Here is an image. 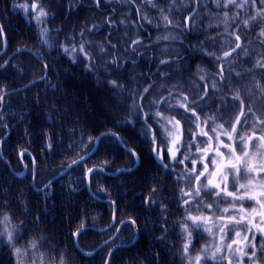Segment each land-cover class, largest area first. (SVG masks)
<instances>
[{"label":"trees","instance_id":"obj_1","mask_svg":"<svg viewBox=\"0 0 264 264\" xmlns=\"http://www.w3.org/2000/svg\"><path fill=\"white\" fill-rule=\"evenodd\" d=\"M25 2L26 0H0V22L8 40L7 51L0 55V89L8 93L22 88L21 91L9 94L0 107L5 126L0 128V137L4 138V143L0 146V201H8L11 205L8 207L0 203V212L11 215L13 225L23 224L21 230L27 232V236L19 241L17 247L24 248L28 242L39 241L40 237H45L46 242L39 249L44 255V264H59L58 252L64 254L65 260L67 253L71 252L74 259L70 264H89L87 258L82 259L77 253L72 233L80 228L81 223H84L85 227L95 226L100 229L108 226L112 221L113 207L103 198H92L87 190V183L82 179L84 172L88 168L105 167L104 162L107 161L106 167L111 173L124 167L132 168L136 160L116 141L105 137L102 148L53 181L42 192L35 190L32 178L36 169L37 189L46 186L69 164L91 152L89 138L94 141L101 132L112 129L121 136L127 147L140 156V165L136 170L121 173L116 177L100 175L99 180L91 181L93 193L99 192L102 187L107 189L108 199L115 201L117 205L118 219L122 221L133 218L139 229L140 235L133 251L139 253L140 259L137 260L123 252L125 248L116 250L114 255L120 264H181L183 238L179 226L172 221V216L175 215V196L185 185L174 183L173 169L167 157L164 161L172 171H165L160 167L151 152V144L140 136L144 129L143 124L132 127L130 124L121 126V123L126 120L135 122V112L131 107L135 94L149 83L157 85V91L152 93L150 99H158L161 92L167 95L157 84L158 73L167 72L173 77L171 81L159 80V83L168 87L173 82L183 84V80L191 83L193 79H197V66L209 71L214 68L216 71L211 62L212 58L194 49L208 47L210 41L205 35L206 32H212L213 37L220 41H223L224 37L231 40L232 37L224 31L225 25L202 10L200 14L204 19L202 22L197 21L200 30L191 33H179V30H175L179 33L180 42L177 49L181 51L183 62L166 68L157 65L161 53L159 47L154 44L156 38H153L154 33L166 31L164 22L160 19V12L142 0L138 5L131 3L129 7L122 9L119 5L113 8L103 4L98 9L86 0H76L74 4L71 0H51L50 4L43 5L50 13L49 18L39 27L33 17L28 18L31 20L29 23L25 19V13L16 7ZM186 3H189V0H177V6ZM209 4L222 21V10L212 6L211 0ZM159 5L165 10L166 6L168 8L166 0H159ZM136 7L140 8L139 13L136 12ZM180 10L184 11L182 6ZM235 11L237 10L233 9L229 12V31L234 30L233 25L241 29L243 46L246 49L256 44L263 48L261 40H264V37L258 35L259 27L248 31L246 39L243 36L242 21L254 14L255 9L247 13L239 10L240 20L232 21L230 17ZM144 16L161 27L149 25L147 20L143 19ZM109 18L114 21V26L108 24ZM120 19L126 20L127 25L121 23ZM209 19L213 25L219 23L216 31L207 27ZM249 23L251 25L254 22ZM134 24L139 27L138 33L134 30ZM93 25L99 27L89 33L88 29ZM128 27H131L128 30L131 33L127 32ZM43 28L48 29V32L46 36L41 37L40 29ZM80 32H84L86 40L92 43L93 51H98L96 46L102 44L107 49L109 42L116 45L120 50L113 52L107 59H112L113 56L119 58L122 61L121 67L114 69L96 58L97 67L87 70L82 60L73 63L62 54L59 51L60 45L67 43L70 37L77 36ZM138 36L148 47L142 50V55L135 56L136 63L133 64L130 62L133 59L131 54L124 55L123 50L128 47V40H134ZM42 39H47L49 44L55 46H45L41 43ZM23 48L28 51H17ZM3 49L4 47H0V52ZM10 56L11 60L5 64ZM41 61L48 68L44 79L42 78L45 68ZM235 66L236 71L243 73L251 67V61L241 55L237 58ZM109 80L122 84L124 94L112 90ZM32 82L35 83L29 85ZM183 86L180 84V87L184 88ZM102 94L106 96V102L116 108V111L110 114L111 123L107 122L108 115L97 105ZM46 142L51 143V149L45 148ZM25 149L35 158V164L28 155L21 161L18 152ZM11 169L18 174L24 171L26 173L19 177L12 173ZM148 197H154L155 205L159 207H146L142 201ZM177 216L180 217L179 222H184L181 209ZM162 223L167 229V234L161 228ZM111 231L89 229L78 237V242L85 250L92 251L109 239ZM119 235V241L122 242L116 243L133 241L132 230L122 229ZM161 237L164 239H159ZM3 248L6 251L7 247ZM104 257L105 252L99 251L92 264H102ZM4 258H7V255ZM25 264H29L27 258Z\"/></svg>","mask_w":264,"mask_h":264},{"label":"snow or ice","instance_id":"obj_2","mask_svg":"<svg viewBox=\"0 0 264 264\" xmlns=\"http://www.w3.org/2000/svg\"><path fill=\"white\" fill-rule=\"evenodd\" d=\"M73 3L76 0H72ZM102 0H92L93 5L99 9ZM109 3L110 0H103ZM138 5L141 0H125V3ZM153 9L160 12V19L164 22L165 34L156 38L154 44L159 47L161 58L157 60L158 66L170 68L172 64L183 62L180 50L167 44L161 45V41H177L179 33H191L200 30L197 21H203L201 11H206L211 18H215L225 25L224 31L232 39L224 40L213 37L212 32H206L209 39L207 48L194 49L200 54L211 57L212 64L217 69L216 75L211 80H206L205 75H200L198 80L192 81L193 90L191 92L180 90L178 84H170L165 87L159 80H172V76L167 72L158 73L157 84L163 92L158 99H150L153 92L157 91V85L149 83L135 94L132 109L135 112V122L126 120L121 126L143 124L144 129L140 133L143 140L152 145L151 152L156 160L160 161V167L165 171H172L169 165L164 163L165 157L175 165L184 168L183 174L177 177L184 182V187L179 189L177 202L185 210L184 222L180 223V233L184 243L181 246V264H264V53L259 54V58L252 61L249 51L243 46L242 32L239 27L233 25L234 30L229 31V12L237 10L230 17L232 21L240 20V11L246 13L255 9L254 14L243 20V36L247 38V32L259 27L258 35L264 37V0H211V5L216 9H221L224 19L212 11L209 0H189V3L181 5L184 9L181 12L177 6V0H166L168 8L161 7L159 0H143ZM51 0H26L18 7L25 13V19L33 17L37 26L49 18L50 13L43 7ZM136 12L140 8L136 7ZM115 11V9H112ZM259 18V19H258ZM149 25L160 28V24H153V21L144 16ZM249 21L254 22L250 25ZM31 23V20H28ZM123 23V21H121ZM108 24L114 26V21L109 18ZM99 26L93 25L88 29L89 33ZM207 27L216 31L219 23L213 25L211 19ZM179 30L177 35H171L170 30ZM60 31V30H57ZM48 29H40L41 37L46 36ZM125 35H127L125 33ZM47 47H54L47 39H42ZM58 43V41H57ZM264 45V40H261ZM128 47L124 49V55L131 54L130 61L135 64V56L142 55L143 49L148 46L145 41L139 38L127 41ZM0 47H7V34L0 24ZM98 51H93V45L86 40L85 33L80 32L77 36L70 37L67 43L61 44L59 51L67 56L73 63L82 60L87 70L97 67L96 58L106 62L114 69L121 67L122 61L113 56L112 53L119 51L116 45L110 42L108 48L99 45ZM18 52L28 51L27 48L17 49ZM219 53V54H217ZM243 55L251 61V67L246 72L236 71L237 58ZM164 57H175L166 59ZM225 62L228 63L227 71L232 74V79L225 76ZM7 64V61L5 62ZM261 70L257 73L255 70ZM107 72V69L104 70ZM199 73H204L205 69L197 66ZM111 75V73H108ZM259 75L260 79H257ZM245 76L250 77L247 83ZM111 89L117 93L124 94V86L116 80H110ZM219 85L226 90L230 85L232 95L217 101L214 96L220 91ZM238 86V87H237ZM252 89L262 94V98L256 102L245 97L252 95ZM143 93V95H141ZM9 93L0 89V107L3 106ZM209 101H212L209 103ZM256 107H253V104ZM147 105V110L145 106ZM219 105V106H218ZM215 109L209 113L208 109ZM223 109V110H222ZM179 116V118H177ZM227 117V119H225ZM51 119V118H48ZM183 122V123H182ZM188 126V139H184L183 128ZM3 124L2 114H0V128ZM116 141L120 147L132 156L136 161L139 154L126 146L115 132H102L93 141L89 138L92 147L90 151L97 152L103 147L104 138ZM199 138V139H198ZM4 143V138L0 137V146ZM45 148L51 149V143L46 142ZM181 149L184 151L182 152ZM194 149V151H193ZM25 155L31 158L35 164V158L27 150L18 152L21 161ZM79 164V161H73ZM88 168L82 179L91 184L93 179L99 180L100 175H109L110 171L106 167ZM189 165L191 167H189ZM71 168V165H69ZM132 169H118L119 172H131ZM114 174V173H113ZM158 179V178H157ZM47 187V185H46ZM41 191V189H36ZM154 191V189H153ZM93 199L103 198L113 207L111 215L112 228L116 233H120L121 228L125 231L132 230L133 240L137 235L136 220L128 219L117 223L115 215V201L108 199L107 189L101 188L97 193H91ZM211 200V203L207 201ZM5 206L10 207L8 201H0ZM142 203L146 207H159L155 205V198L148 197ZM195 213V214H194ZM0 247L9 249L10 264H25V258L29 264H44V255L39 252L40 247L46 242L45 237H40L39 241H30L24 248L17 247L20 240L27 236V232L22 231L23 224L13 225L12 217L9 214L0 212ZM39 218H37L38 221ZM166 223V221H165ZM95 227V226H93ZM161 228L167 234V229L163 223ZM99 230V229H97ZM104 231H107L105 229ZM86 232L84 223L80 228L72 233L73 237H79ZM198 234V239H207L197 251L193 233ZM206 234V235H204ZM163 240L164 238H159ZM77 253L82 259L87 258L89 264L99 251L105 252L102 264H120L113 254L115 250L112 243L105 242L107 247L102 246L97 252H85L74 241ZM131 247L123 249V252L139 260L140 255L134 252L135 244L128 242ZM59 264H70L74 259L71 252L67 253V260L64 254L58 252ZM123 255H121V260Z\"/></svg>","mask_w":264,"mask_h":264},{"label":"rangeland","instance_id":"obj_3","mask_svg":"<svg viewBox=\"0 0 264 264\" xmlns=\"http://www.w3.org/2000/svg\"><path fill=\"white\" fill-rule=\"evenodd\" d=\"M72 1V0H71ZM143 1V0H142ZM86 2H88V3H90V4H92L93 5V3H92V0H86ZM73 3V2H72ZM76 3V2H75ZM74 4V3H73ZM102 4L103 5H105V6H112L113 8H115V6H117V5H119L120 6V8L122 9V8H126V7H129L130 5H131V3L129 2V3H125V0H110V2L109 3H105V2H103V0H102V2H101V5H100V7L102 6ZM99 7V8H100ZM166 10H167V6H166ZM121 21H123V23L124 24H126L125 22H126V20H123V19H120V22ZM1 23V22H0ZM127 25V24H126ZM124 26V25H123ZM132 26H133V24H132ZM124 28H127V27H124ZM133 28V27H132ZM131 29V27H128V29H127V32H129V33H131L130 31H128V30H130ZM165 29V28H164ZM134 30L138 33L139 32V27H138V25L137 24H134ZM175 30L176 29H172V30H170V33L169 34H171V35H177L178 33L177 32H175ZM178 31V30H177ZM124 32L126 33V30L124 29ZM162 34H165V32H163L162 30L161 31H158V32H156V33H154V36H153V38H157L158 36H160V35H162ZM138 35V34H137ZM156 36V37H155ZM135 37V36H134ZM224 40H229L230 41V39L229 38H227V37H224L223 38V41H220L221 42V44H223L224 43ZM180 41H179V39L177 40V41H168V42H164V41H162V42H160V43H163V44H167L168 46H169V48H171V47H175V48H178L177 46H178V43H179ZM7 49H8V40H7ZM7 49L5 50V47H4V49L2 50V54H4L6 51H7ZM247 50L249 51V53H250V55H251V58H252V61H254L255 59H258L259 58V54H261V53H264V47L262 48V47H260V45L259 44H256L255 46H252V47H250V48H247ZM160 51V50H159ZM158 51V52H159ZM181 52V51H180ZM1 53V52H0ZM18 53V52H17ZM2 54H0V55H2ZM219 54V53H218ZM37 57V56H36ZM38 58V57H37ZM245 58V57H244ZM39 59V58H38ZM243 59V58H242ZM11 60V58H8L6 61H7V64L9 63V61ZM40 60V59H39ZM41 63L44 65V68H45V74H44V76H43V78L42 79H44L46 76H47V74H48V68H47V66H46V64L43 62V61H41ZM236 67V66H235ZM201 68H203V69H205V72L204 73H199V75L198 76H200V75H205V79L206 80H211L215 75H216V72H217V70L215 71V70H213L214 68H212V69H210V71L208 70V69H206V68H204V67H201ZM197 69V68H196ZM227 69H228V63L227 62H225V76L227 77V78H229V79H232V74H230L228 71H227ZM213 70V71H212ZM257 73H259L261 70H259V69H257V70H255ZM198 72V71H197ZM257 79H260V77H259V75H257V77H256ZM41 79V80H42ZM199 79V77L197 78V79H193L192 81H194V80H198ZM249 79H250V77H247V78H245V80H244V82L245 83H247L248 81H249ZM184 82H183V84L182 83H180L181 84V86H183L184 88H182V87H180V90H182V91H188V92H191L192 90H193V84H192V81H191V83L190 82H188V81H186V80H183ZM175 82H173V84H174ZM172 84V83H171ZM178 84V83H177ZM180 84H178L179 86H180ZM219 87H220V91L219 92H217V93H215V96H214V98L217 100V101H219V100H221V99H224L225 97H227V96H229V95H232L233 93L231 92V87H232V85H230V88L229 89H225L222 85H219ZM22 90V88H20V89H18V90H15V91H11V92H8L9 94H11V93H13V92H18V91H21ZM160 90H162L161 88H160ZM105 98H106V96H104V94H102V95H100L99 96V99H100V102L99 101H97V105H99V108L101 107L102 109H103V111L105 112V114H107L108 116V121L107 122H112V121H110V114H112V113H114L115 111H116V108L115 107H112V105L111 104H109L108 102H106V100H105ZM262 98V94L261 93H259L257 90H255V89H252V95L251 96H249V97H245V100H246V102L249 100V99H251L252 101H256V102H258L260 99ZM212 101H209V103H211ZM219 106V105H218ZM253 107H256V104L254 103L253 104ZM223 110V109H222ZM132 111H133V109H132ZM208 111H209V113H211V112H213V111H215V109H208ZM134 112V111H133ZM177 118H179V116H177ZM225 119H227V117H225ZM183 123V122H182ZM109 131H111V132H115V131H113L112 129L111 130H107V131H103V132H109ZM102 133V132H101ZM120 138H121V136L117 133V132H115ZM183 134H184V139L185 140H187V136L189 135V131H188V126L185 124L184 125V128H183ZM100 135V134H99ZM7 136H5V138H6ZM199 139V138H198ZM129 148V147H128ZM151 148H152V145H151ZM181 151L183 152L184 150L183 149H181ZM193 151H194V149H193ZM136 152V151H135ZM137 153V152H136ZM155 157V156H154ZM86 161V160H85ZM139 161H140V156H139ZM158 161V160H157ZM159 163H160V161H158ZM170 161H168V163H169ZM164 163H167L166 161H164ZM171 163V167H172V169H173V180H175L174 181V183H182V184H184V182L183 181H179L178 179H177V177L179 176V175H181V174H183V172H184V168L182 167V166H179V165H175L174 163H172V162H170ZM136 164H137V161H136V163H135V165L132 167V168H130V169H132V171H134V170H136L138 167H139V165H140V162H139V165L136 167ZM136 167V168H135ZM189 167H191L190 165H189ZM124 168H126V167H124ZM124 168H121V169H124ZM134 168V169H133ZM14 171V170H13ZM13 171L11 170V172L13 173ZM131 171V172H132ZM111 173H115V175L113 176V175H111L112 177H116L117 175H119V174H121V173H129V172H119V173H117V170L116 171H114V172H111ZM14 174L16 175V176H19V174L17 173V172H15L14 171ZM65 175V174H64ZM36 172L34 173V176H33V178H32V184H33V187L35 188V190L37 189V187H36ZM34 177H35V180H34V183H33V179H34ZM50 182H48L47 184H49ZM51 185V184H50ZM49 185V186H50ZM45 187V186H44ZM44 187H42V188H40L41 189V191H38V192H42L43 190H44ZM47 189V188H46ZM91 191H92V189H91ZM92 193H93V191H92ZM178 198H179V193H178V195L176 194V196H175V205H174V216H172V221H175L176 223H177V225L179 226V228H180V224L179 223H181V222H179V220H180V217H178L177 216V214H178V212H179V209H181V216L183 217V219H184V217H185V210H184V208L183 207H181L180 206V204L177 202V200H178ZM208 203H211L212 201L211 200H209V201H207ZM180 214V213H179ZM195 214V213H194ZM115 215H116V220H117V223H119V222H122V221H125V220H128V219H133V218H126V219H124V220H122V221H120L119 219H118V208H117V205H116V203H115ZM129 216V215H128ZM180 216V215H179ZM181 217V218H182ZM0 219H2V218H0ZM184 221V220H183ZM110 224H112V221H111V223ZM109 224V225H110ZM109 225L108 226H106V227H104V228H96V227H93V226H87L86 227V230H94V231H100V232H106V231H104L105 229H107V231L108 230H112L111 231V235H110V237H109V239L108 240H106V241H109V242H111L112 244H113V246H112V248L109 250V251H113V250H118V249H123V248H127V247H131V245H129L128 243H116V242H122V241H119V234L120 233H116L112 228H109ZM97 229H99V230H97ZM122 229L123 228H121V231H122ZM136 229H137V235L135 236V239L132 241L134 244L136 243V241L138 240V238H139V229H138V227H137V224H136ZM120 231V232H121ZM204 235H206V234H204ZM193 236L196 238V239H194V241H193V243L195 244V247H196V249H197V251L200 249V247L203 245V244H205V243H207V239H199V241L197 242V239H198V234L197 233H193ZM105 241V242H106ZM105 242H102L100 245H98L94 250H92V251H88V250H85L83 247H81V245L79 244V242H77L78 243V245H79V247L81 248V249H83L85 252H97V250H99V249H101V247L102 246H104V247H106V245H105ZM183 243H184V240H183ZM182 243V244H183ZM74 246H75V244H74ZM115 251H114V253H115ZM8 253H9V249H7L6 248V251H4V248L3 247H0V264H10V257H9V255H8ZM113 253V254H114ZM7 255V258H4L5 256ZM234 264H235V262H234Z\"/></svg>","mask_w":264,"mask_h":264},{"label":"water","instance_id":"obj_4","mask_svg":"<svg viewBox=\"0 0 264 264\" xmlns=\"http://www.w3.org/2000/svg\"><path fill=\"white\" fill-rule=\"evenodd\" d=\"M1 24V23H0ZM7 49V47L5 48V50ZM3 52H1L0 54H2ZM15 54V53H14ZM13 56V55H12ZM12 56H10L9 58H11ZM33 83H35V82H32V83H30L29 85H33ZM95 152H93V151H91L90 153H88L87 155H85V156H83L82 158H79L78 160H76V161H79V164L80 163H82V162H84L85 160H87V159H89L93 154H94ZM139 160L137 161V164H136V167L139 165ZM69 165H71V168H69ZM65 169H64V171L63 172H61L60 174H58L55 178H53L52 180H51V182L49 183V184H47V187L45 186L44 187V190L46 189V188H48L49 187V185L53 182V181H55V180H57V179H59L60 177H62L64 174H66V173H68L73 167H75V166H77L78 164H73V163H71V164H69ZM135 167V168H136ZM134 169V168H133ZM12 171H13V169H11ZM13 173H14V171H13ZM109 175H115V173L113 174V173H110ZM34 180H35V177H34V179H33V183H34ZM87 190H88V192L91 194L92 193V191H91V184L89 185V184H87ZM74 241H76V243L78 242V237H75L74 238Z\"/></svg>","mask_w":264,"mask_h":264},{"label":"clouds","instance_id":"obj_5","mask_svg":"<svg viewBox=\"0 0 264 264\" xmlns=\"http://www.w3.org/2000/svg\"><path fill=\"white\" fill-rule=\"evenodd\" d=\"M110 82V80L108 81V83Z\"/></svg>","mask_w":264,"mask_h":264}]
</instances>
